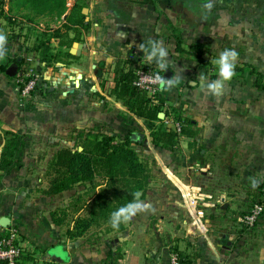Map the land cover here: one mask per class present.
Masks as SVG:
<instances>
[{
	"label": "rangeland",
	"instance_id": "374dc122",
	"mask_svg": "<svg viewBox=\"0 0 264 264\" xmlns=\"http://www.w3.org/2000/svg\"><path fill=\"white\" fill-rule=\"evenodd\" d=\"M103 1H106L110 13L125 17L128 12H132L128 6L135 9L140 7L139 4L143 0H101ZM95 3L96 0H65L66 10L59 17L56 10L48 9L43 1L34 3L32 0H0V31L7 36V54L0 60V68L5 77L6 67H15L14 75L6 78L16 88V98L11 111L0 117V153L6 140L20 139L22 142L16 148L15 164L10 171H0V217L6 218L8 223L21 229L24 235L22 264H170L172 255H177L180 262L186 264H264V210L251 228H246L239 222L241 215L261 196L264 180H261L255 189L248 182L233 185L234 175H240L237 179H242L241 182L243 179L250 181L253 177L258 178L257 167L247 166L249 153L242 144L233 148L232 143H225L223 150L213 144L211 155L205 158L196 147H192L194 141L189 142L186 138L195 137L199 125L192 123L190 118L185 116L181 98L183 90L179 88L177 103L180 105H164L162 110L171 111L189 121V130L193 136L182 135L172 145L155 146L150 134L159 124L156 120H151L152 125L145 133L137 126H131L129 132L137 130L143 134L141 143L132 147L138 159L150 168L151 178L156 180L162 176L166 177V171L158 166L160 160L168 161L173 167L171 172L189 192L193 191L194 202H188V197L193 193L186 197L182 187L180 189L174 185L180 195L182 209L180 215L171 219L173 224L170 228H158L156 211H153L134 217L131 222L125 224L122 232L105 233L103 228L91 227L82 236L67 237L66 231L73 227V219L83 213L81 210L78 212V199L80 196L90 199V184L82 182L74 184L70 189L50 193V181L54 174L48 169L49 161L61 148L81 150L85 146L90 149L96 142L106 138H110L113 144H119L125 140L128 133L116 129L120 119L127 117V114L120 109L116 110L115 104L112 105L110 100L101 102L98 106V118L93 126H88L85 121H82V124L74 123L72 100L69 103H59L64 89L56 88L57 83L68 79L72 84L76 72L81 73V67L89 66L88 61L82 57L73 55L75 58H70L62 52L69 51L74 42L85 41L92 32L101 38H107L101 39L102 44L98 43L99 47L107 46L108 38L115 36L114 31L107 30L112 16L93 15L91 18ZM74 4L87 9L82 15L89 27L67 31V38L77 37L80 40L74 41L70 47L59 46L57 41L53 40L51 52L57 57L46 65L38 56L35 45L38 39L50 36L53 29L64 21ZM162 7L160 9L163 11ZM96 21L98 26L93 24ZM170 27L165 26L164 29ZM175 30L177 31V28L172 32ZM107 31H110V35H106ZM177 36L184 45L181 34ZM184 52L183 49L177 51L178 55L174 61L183 63L180 60L184 59ZM107 54H114V59L110 69L106 70L99 80L100 84L107 87L105 95L113 99L116 65L125 62L126 69L133 71V59H136V56L131 55L130 50L123 46L108 48ZM94 61L97 64L104 62L103 58H96ZM95 68L93 70L97 72L96 75L100 76L99 69L96 66ZM34 77L36 81L32 90L28 95L22 96L21 86ZM18 79L22 82H17ZM65 93L66 91L63 95ZM72 95L69 94L75 97ZM160 97L159 93L158 98ZM116 103L121 105L122 101ZM65 114L69 118L63 120L61 115ZM219 152L221 156L218 157ZM243 157L245 163L241 161ZM220 158L222 160H219ZM191 161L198 164L193 165ZM238 161L240 164H237ZM201 164H206L204 170L200 169ZM201 179L202 182L210 180L208 185L212 186L213 194H201L198 189ZM95 181L99 182V179ZM190 181L192 187L186 184ZM54 218H62V223L55 224ZM60 242L68 247V259L58 263L49 261L47 250ZM110 246L112 254L108 253ZM34 254L37 257L33 256Z\"/></svg>",
	"mask_w": 264,
	"mask_h": 264
},
{
	"label": "crops",
	"instance_id": "0c3cea01",
	"mask_svg": "<svg viewBox=\"0 0 264 264\" xmlns=\"http://www.w3.org/2000/svg\"><path fill=\"white\" fill-rule=\"evenodd\" d=\"M207 2L208 0H143L139 4L140 7L133 9L128 6L127 8L132 12L122 17L116 13H110L106 1L96 0L93 7L95 11L91 14V18L93 15L94 17L112 16L107 30L114 31L115 36L108 38V47L105 45L99 47L98 43L102 44L101 39L104 36L101 38L93 32L88 34L85 41L79 42L82 47L78 56L88 61L89 66L81 67L82 77L78 86L75 85V79L72 84L67 81L68 79L57 83L56 88L61 87L67 93L63 95L64 91H62L59 103H69L72 100L74 123L82 124V121H85L88 126H93L98 118V106L101 102L110 100L111 103L113 102L112 105L115 104L116 110L120 109L127 114V117L120 119V124L116 129L129 132L131 126H137L145 133L150 129L152 121L130 113L122 105L123 103L121 105L116 103L119 100H116L114 96L110 99L105 95L107 87L100 84L99 79L106 70L110 69L114 59V54H107L108 48L126 47L130 50V54L138 59L144 58V54L138 50L136 45L146 43L149 39L163 41L169 48L170 77L175 76L178 68L182 70L181 75L184 77L180 85L171 92L160 91L161 97L164 98V105L166 107L180 105L177 103V88L182 89L181 98L184 103L185 116L189 117L192 123L196 122L199 125L196 136L187 137L186 140L194 141L192 147H196L204 158L211 155L210 150L213 144H217L220 150H223L225 143H232L233 148L242 144L249 153L247 166L257 167V177L264 178V90L254 86L255 75L249 69V66H253L264 76V0H213L214 6L211 13H206L203 8ZM93 24L98 26V21ZM165 26L171 27L166 30ZM174 28H177V31L173 33ZM178 34H181L184 39V45L180 42V48L185 51L184 59L180 60L183 63H178L179 60L174 61L179 51L177 50ZM106 35H110V31H107ZM104 39L107 38L104 37ZM225 48L239 52L237 67H244V71L239 73L235 70V77L226 85L224 94L217 98L201 91L199 75L204 74L209 81L217 78L213 61ZM96 58H103L104 62L97 64L94 61ZM95 66L99 69L100 76H97V72L93 70L96 69ZM5 71V77H3V71L0 68V117L5 112L11 111L16 98V88L6 78L9 75ZM101 96L105 98L101 99ZM61 117L63 120L69 118L67 114ZM136 132L141 133L137 130L132 133ZM217 156H221V153L219 152ZM241 161L245 163L244 157ZM191 163L198 164L192 161ZM237 164H240V161ZM205 165L201 164L200 169L204 170ZM189 167L194 168V166ZM158 168L166 171L167 176L156 180L150 178L142 200L152 205L149 214L156 211L158 220L156 226L170 228L173 224L171 219L180 215L179 212L182 209L180 195L174 185L180 189L182 187L186 197L193 191L189 192L187 187L181 184L180 179L171 172L173 167L168 164V161L160 160ZM237 172L239 173V170ZM237 177L241 176H233V185L239 182L251 184L249 179H243L241 182L242 179H237ZM202 179L198 188L201 194L204 192L209 195L213 194L212 186L208 185L210 180L202 182ZM191 181L186 184L192 187ZM193 196L194 193L191 197ZM188 202L190 203L189 198ZM52 251L58 252V255L53 257ZM46 254L51 262H65L68 259V247L65 243H56L47 250ZM19 264H22V258Z\"/></svg>",
	"mask_w": 264,
	"mask_h": 264
},
{
	"label": "trees",
	"instance_id": "16d2710c",
	"mask_svg": "<svg viewBox=\"0 0 264 264\" xmlns=\"http://www.w3.org/2000/svg\"><path fill=\"white\" fill-rule=\"evenodd\" d=\"M38 1H43L48 9L56 10L59 17L66 10L65 0H32L34 3ZM88 27L89 23L84 21L82 15V7L74 4L66 14L64 21L53 29L50 36L38 39L35 49L38 50L41 61L47 65L56 59L57 56L51 52L53 40L57 41L59 46L70 47L74 41L80 40L77 37L67 38V31H76L79 28L87 29ZM177 45V50H181L179 40ZM62 54L75 58L68 50ZM133 60L136 63L137 58ZM124 64L125 62L116 65L112 94L117 100L122 101L130 113L147 120L158 121L159 124L150 134L153 144L166 147L172 145L179 136H193L189 130V121H185L171 111L162 110L164 101L161 97H157V103H152L145 93L133 85L134 69L133 71L126 69ZM249 69L255 75L254 86L264 90V76L253 66H249ZM236 70L242 73L244 67L236 66ZM160 112H164L165 117L171 115L175 120H183L184 127L181 132L177 133L173 129L163 127L162 118L158 116ZM131 134L132 132H128L125 140L119 144H113L110 142V138H106L96 142L90 149L85 146L81 150L61 148L49 161L48 169L54 174L50 181V193L70 189L74 184L82 182L90 184V199H84L81 196L78 199L80 203L78 212L81 210L83 213L73 219L74 225L67 229V237L82 236L91 227L103 228L105 233L122 232L125 229V224H121L119 230H114L109 224L110 214L132 200V193L135 191H141L143 193L141 199L144 198L146 187L151 178L150 168L138 159L137 153L132 147V145L140 144L142 140L139 137L131 138ZM20 144H22L20 139L6 140L0 153V171L5 173L10 171L15 164L16 148ZM97 178L99 182L95 181ZM256 202L264 205V199L261 196ZM53 221L55 224H61L62 218H54ZM108 253H113L111 246Z\"/></svg>",
	"mask_w": 264,
	"mask_h": 264
},
{
	"label": "clouds",
	"instance_id": "9594fccd",
	"mask_svg": "<svg viewBox=\"0 0 264 264\" xmlns=\"http://www.w3.org/2000/svg\"><path fill=\"white\" fill-rule=\"evenodd\" d=\"M213 0H208L203 5L206 13H211L213 8ZM7 36L4 32L0 31V60L6 57L7 49ZM138 50L144 54V58L147 62L155 64L159 68V72L153 74L152 80L157 84V90L161 92H171L172 89L180 85L183 80L181 75L182 70L178 68L175 76L165 78L160 75V72H165L169 69L171 61L168 53L169 48L163 41H157L149 39L146 43H140L136 45ZM239 60V52L235 49L225 48L220 52L217 58L213 61L217 71V78L209 81L204 74L199 75L201 91L206 92L217 98L224 94L226 85L235 77L237 61ZM261 179L253 177L250 179V183L253 189L259 186ZM143 193L141 191H135L132 193L133 199L127 204L119 207L110 214L109 224L114 230H119L121 224H127L139 214L146 213L152 210V205L141 199Z\"/></svg>",
	"mask_w": 264,
	"mask_h": 264
},
{
	"label": "built area",
	"instance_id": "2783aa9c",
	"mask_svg": "<svg viewBox=\"0 0 264 264\" xmlns=\"http://www.w3.org/2000/svg\"><path fill=\"white\" fill-rule=\"evenodd\" d=\"M159 72V68L154 63H149L145 58H138L134 66L133 85L145 93L147 98L152 103H157V97L160 91L157 90V84L153 82V74ZM161 76H164L163 72H160ZM165 77V76H164ZM166 78V77H165ZM36 81V77L32 80L23 83L20 88V94L26 96L32 90ZM17 82H22L18 79ZM166 108V107H165ZM163 127L173 129L175 132L180 133L184 127L183 120H175L171 115L162 117ZM261 197L264 199V186L261 189ZM189 198V197H188ZM190 204L194 202V197H190ZM264 205L260 202L254 203L246 212H244L239 222L246 228L253 227L259 220ZM24 236L22 231L13 224L8 223L7 226H3L0 223V264H19L24 251ZM170 264H184L181 263L177 255L170 257Z\"/></svg>",
	"mask_w": 264,
	"mask_h": 264
},
{
	"label": "water",
	"instance_id": "95a60500",
	"mask_svg": "<svg viewBox=\"0 0 264 264\" xmlns=\"http://www.w3.org/2000/svg\"><path fill=\"white\" fill-rule=\"evenodd\" d=\"M85 12H87V9L86 8H82V13H85ZM81 47H82L81 43L74 42L73 46L69 50V53L72 54V55L78 56V55H80ZM153 63L155 64V61ZM5 72H6L7 75L12 76L15 73V67L12 65V66L8 67ZM163 74H164V76L166 78H170V71L169 70H166ZM81 77H82V75L80 73H78L76 75V78L74 80L76 86H78L79 80L81 79ZM159 117L162 118L163 117V113H159ZM136 137H139V139H142L143 138V134L138 133V132L131 134V138H136ZM0 223L3 226H7L8 220L6 218L2 217L0 219ZM51 254L54 257V255H58V252L52 251Z\"/></svg>",
	"mask_w": 264,
	"mask_h": 264
}]
</instances>
